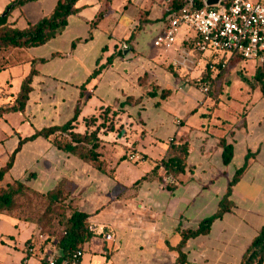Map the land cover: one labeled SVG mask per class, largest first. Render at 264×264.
I'll list each match as a JSON object with an SVG mask.
<instances>
[{"label": "crops", "instance_id": "crops-1", "mask_svg": "<svg viewBox=\"0 0 264 264\" xmlns=\"http://www.w3.org/2000/svg\"><path fill=\"white\" fill-rule=\"evenodd\" d=\"M10 1L0 0V13ZM160 1L76 0V10L43 43L0 46V108L15 104L30 78L23 109L0 115V168L12 159L0 187L20 180L46 192L64 182L95 232L83 243L79 264H173L181 231L218 211L247 153L231 189L233 205L207 233L185 241L186 261L177 264H240L264 225V94L254 80L239 76L245 67L254 75L257 63H237L231 81L230 58L226 68L211 73L208 93L201 92L171 70L172 58L186 47V29L169 50L152 42L165 25ZM56 3L26 1L7 22L25 28ZM123 43L130 47L128 58ZM199 60L188 70L190 78L201 76L205 61ZM91 116L96 121L86 124ZM103 118L112 127L97 132V161L56 145ZM69 121L70 129L28 138ZM222 139L233 150L227 164ZM176 143L187 144V167L170 176L160 162ZM37 232L34 221L1 212L0 264H42L35 251H26V240Z\"/></svg>", "mask_w": 264, "mask_h": 264}, {"label": "trees", "instance_id": "trees-1", "mask_svg": "<svg viewBox=\"0 0 264 264\" xmlns=\"http://www.w3.org/2000/svg\"><path fill=\"white\" fill-rule=\"evenodd\" d=\"M26 1L30 0H11L4 10L0 13V46H31L43 43L49 37L53 36L62 26L66 23V18L69 14L73 13L76 8L74 7V3L76 0H57V3L51 13L43 16L37 22L33 24H29L25 28L13 27L7 22V17L10 14L11 10ZM181 0H170L168 4L170 10L176 9ZM166 11L164 10V14ZM185 45L196 57H202L206 59V63L204 64L203 71L200 77H192L188 76V70L174 66L172 64L171 70L173 73H180L184 78H187L189 83H193L199 86L202 82H206L208 84V88L210 90V85L212 83L211 73L215 69H219L220 62H215L213 68L209 67V62L212 61L211 56H205L201 52L197 51L192 45V39L190 37L185 38ZM96 73V70L94 71ZM256 79L260 82V89L264 94V82L263 80V72L260 70L255 73ZM29 77H27L21 86V91L16 98V103L5 108H0V115L6 111H14V110H22L25 104V100L27 97L28 91V81ZM208 90V91H209ZM207 91V93H208ZM167 92L163 90L162 95H165ZM96 116H91L86 120V124L96 121ZM103 118L95 128L91 130H86L84 133H78L71 131L69 134V140L66 139H56L55 143L58 147L65 149L69 152L77 154L79 157L91 161L98 160V152L95 150L97 147V132L101 127H105V129H111L112 123L111 121L105 122ZM106 123V124H105ZM105 125V126H104ZM72 127L71 121L65 123L61 126H49L42 128L29 136L28 138L35 137L37 135L48 136L55 131H65ZM221 144L223 146V162L227 164L233 154V150L230 144L226 143L224 139L221 140ZM251 154L247 153L245 156L244 163L235 169L232 177L228 181L227 189L221 200L219 201V209L218 211L200 221L195 228H188L186 230L181 231V239L179 243L175 246V249L178 250L179 255L173 264L182 263L186 261V257L182 252L181 248L184 245L185 241L192 236H196L199 234L207 233L210 229V224L216 217L222 215V213L233 205L230 200L231 189L233 184L239 179L240 175L246 168V163L248 157ZM186 156H187V144L186 143H176L173 145V154L165 159H161L160 164L164 168L165 174L170 176H174L180 172H183L186 165ZM12 158V157H11ZM12 163V159H10L4 167L0 168V180L6 170L10 167ZM27 187L31 189L33 192H38L37 190L29 187L25 182L20 180H14L11 183L6 184L5 186L0 187V213L6 212L9 213L16 218L34 221L37 224V228H39V224L35 219H29L26 217H21L20 214L16 211L15 207V199L16 196L20 193L24 192ZM40 192V191H39ZM43 196L47 199V211L52 210V206L57 204L58 202L72 204L73 207L69 209L68 214L63 221L62 226V234L59 236L56 244V250H54V254L59 261L68 260L77 250H82V245L84 242L88 241L93 235H95L94 230L89 228V222L87 220L88 214L84 211L78 210L74 205V200L69 197L68 191L64 188V182L57 183L52 189L41 192ZM41 230L38 229L37 235H33L29 239L26 240V251L27 255L34 251L35 244L37 242H42V233ZM47 237L45 238V240ZM36 254V253H35ZM80 259V255L78 261ZM41 263L43 264V258L40 256ZM240 264H264V225L261 226L257 234L251 240L249 247L243 255Z\"/></svg>", "mask_w": 264, "mask_h": 264}, {"label": "built area", "instance_id": "built-area-1", "mask_svg": "<svg viewBox=\"0 0 264 264\" xmlns=\"http://www.w3.org/2000/svg\"><path fill=\"white\" fill-rule=\"evenodd\" d=\"M160 2L166 11L165 25L152 40L156 47L163 50L173 48L179 31L185 28V35H189L185 38L192 39L194 48L207 57L211 56L210 68L215 62L226 68L228 60L233 57L254 59L264 79V0H217L212 5H207L206 0H181L173 10L168 5L170 0ZM126 46L121 44V48ZM200 58L189 48L182 47L171 63L191 70L199 64ZM202 59L206 63V59ZM208 87L206 82L199 85L203 93H207ZM129 156L132 158L134 154ZM105 237L110 238L111 234H105ZM79 255L81 251L77 250L68 262L59 261L52 253L43 257V264H79Z\"/></svg>", "mask_w": 264, "mask_h": 264}, {"label": "rangeland", "instance_id": "rangeland-1", "mask_svg": "<svg viewBox=\"0 0 264 264\" xmlns=\"http://www.w3.org/2000/svg\"><path fill=\"white\" fill-rule=\"evenodd\" d=\"M159 48V47H158ZM245 61V62H244ZM246 61H250L248 63H255L254 59H243L240 57H233L231 59L228 73H230L231 81H233L234 77L238 74L236 71L235 65L237 63H246ZM246 69L242 72L239 71V76H244V78H249L254 80L256 84L258 83L260 86V82L255 79V74L252 75V72L249 67H245ZM255 73L260 71L259 68H255ZM237 73V74H235ZM264 82V79L262 80ZM150 107L149 104H146ZM15 209L20 214L21 217H26L29 219H35L38 222L40 233H42V242H37L34 247V251L38 256L42 258L46 255L54 253L56 250V244L59 236L62 234V226L63 221L68 214L69 209L73 207L72 204L67 205L68 203L58 202L54 206H52V210L47 211V199L43 196L41 192H33L31 189L27 187V189L16 196L15 199ZM47 239L45 240V238Z\"/></svg>", "mask_w": 264, "mask_h": 264}, {"label": "water", "instance_id": "water-1", "mask_svg": "<svg viewBox=\"0 0 264 264\" xmlns=\"http://www.w3.org/2000/svg\"><path fill=\"white\" fill-rule=\"evenodd\" d=\"M216 1H217V0H206V4H207V5H212V4L215 3ZM122 52H123L125 58L130 57V47H125V48H123Z\"/></svg>", "mask_w": 264, "mask_h": 264}]
</instances>
